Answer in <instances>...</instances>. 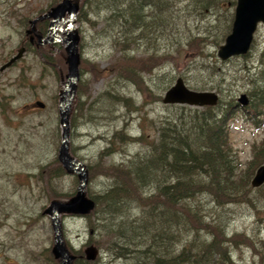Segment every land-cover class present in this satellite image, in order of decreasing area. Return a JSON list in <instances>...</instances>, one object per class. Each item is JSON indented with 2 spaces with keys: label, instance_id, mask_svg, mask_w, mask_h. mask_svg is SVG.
Returning a JSON list of instances; mask_svg holds the SVG:
<instances>
[{
  "label": "rangeland",
  "instance_id": "1",
  "mask_svg": "<svg viewBox=\"0 0 264 264\" xmlns=\"http://www.w3.org/2000/svg\"><path fill=\"white\" fill-rule=\"evenodd\" d=\"M62 1L0 0V66L19 49L26 22ZM70 1L79 4L74 28L81 63L71 105L69 153L87 168L86 196L101 198L94 200L92 215L60 216L67 248L76 259L85 260L83 250L95 246L98 256L88 264H152L161 253L164 228L158 219L154 224L142 219L145 201L135 195L137 191L114 212L113 221L122 226V219L127 218V227L134 222V226L151 228L149 232L137 230L140 236L136 238L116 234V228L109 234L103 221L106 208L99 203H104L114 182L105 173L108 168L141 156L152 140L156 144L166 121L184 124L194 115L201 116L203 107L162 103L165 92L180 78L191 90L215 92L219 104L214 112L224 110L233 100L235 119L228 121V128L237 161V196L226 204L202 195L203 228L195 225L188 231L183 227L179 237L172 233L171 256L193 237L209 242L213 235L206 226L216 219L227 252L225 264H264V184L259 188L250 185L256 169L264 165V104L252 109L255 99L250 97L264 93V24L257 26L246 55L221 61L217 51L231 32L236 0H215L204 12L197 0H169L163 36L131 31L128 22L119 33L105 29L107 10L96 5L90 8L88 0ZM144 16L147 26L153 23L161 28L158 19H150V8H145ZM49 20L38 25L39 31L44 29L45 38L55 37L59 42L46 43L39 50L29 48L0 73V264H59L51 254L50 218L42 213L53 200L68 201L78 185L77 178L66 174L57 159L61 142L58 94L67 65L64 33H53ZM118 36L129 40L114 46ZM241 94L249 100L246 107L236 102ZM36 101L43 102L44 109L28 108ZM106 149L109 155L103 153Z\"/></svg>",
  "mask_w": 264,
  "mask_h": 264
},
{
  "label": "trees",
  "instance_id": "2",
  "mask_svg": "<svg viewBox=\"0 0 264 264\" xmlns=\"http://www.w3.org/2000/svg\"><path fill=\"white\" fill-rule=\"evenodd\" d=\"M88 2L90 8L96 5L108 11L109 15L104 19L105 29L110 27V30H117L119 33L128 22L131 31L139 30L143 33H152L153 36L156 33L163 36L166 30L165 15L169 0H88ZM196 4L200 6V12H204L215 4V0H197ZM145 8H150V19H158L161 28L156 29L153 23L149 26L145 24L147 19L144 16ZM128 40L118 36L113 39V44L119 47L120 42L125 44ZM250 97L255 99L252 109L264 104V93L261 96L251 93ZM232 102L233 100L228 102L224 110L214 112L218 108V100L215 106L203 107L204 111L200 117L194 115L184 124L166 121V127L160 128L156 144L152 140L141 156L131 157L124 164L112 166L105 172L113 176L114 181L107 191L104 203H99L106 208L103 210L104 216L106 215L103 221L104 227L110 228L109 234L112 231L114 233L116 228V234L136 238L140 236L136 233L137 230L151 231L147 225L134 226V222L127 227L125 225L127 218L122 219V226L113 224L116 216L114 212L120 210V206L125 204L124 201L133 191H137L138 194L135 195H139L145 201L141 205L142 219L152 220V224L155 223L154 219H158L161 228H164L161 230L162 250L157 258L152 260V264H225L227 260L226 249L221 245L222 231L217 227L216 219L212 220L211 225L206 226L213 235L209 242L193 237L188 245L181 248L173 257L170 242L171 234L178 235L183 227L188 231L191 229L190 226L195 228L197 225V228H203V204L200 202L202 195L226 204L232 203L237 196L234 187L237 161L230 144L228 128V121L235 119ZM180 125L181 129H178ZM103 153L110 154L107 149ZM146 189L148 192H145ZM100 198L92 200L99 201ZM156 201L160 202V205L157 206ZM94 203L95 207L89 215L94 214L96 210V202ZM173 227L176 231L172 230ZM177 237L175 238L178 239ZM120 252L121 249H118L117 254ZM75 261L81 264L85 260L75 257L73 264ZM86 262L83 263L88 264Z\"/></svg>",
  "mask_w": 264,
  "mask_h": 264
},
{
  "label": "water",
  "instance_id": "3",
  "mask_svg": "<svg viewBox=\"0 0 264 264\" xmlns=\"http://www.w3.org/2000/svg\"><path fill=\"white\" fill-rule=\"evenodd\" d=\"M77 3L70 0H63L62 3L51 8L46 14L30 21V27L26 31L28 34L36 31L35 25L39 20L51 19L50 29L52 32L56 29V25L60 24L58 29L64 33L65 38L64 51L66 53L65 64L67 65V74L65 75V83L63 89L58 94V115L59 125L61 128V142L57 152V159L62 168L68 175L77 178V189L73 197L66 202L51 201L48 207L43 211V215L50 218V225L53 232V246L51 254L59 264H73L74 255L70 254L63 238L61 215L87 216L95 207L92 199L86 196V185L88 182V171L84 164L73 158L69 153V121L71 114V105L76 93V86L79 80V65L81 57L78 52L79 37L74 28L75 17L78 11ZM65 14L67 18L65 19ZM259 24H264V0H236L234 9V19L230 34L226 37L224 43L217 51V57L221 61H226L231 57L245 55L251 46L253 35ZM37 37V46L43 43L59 42V39L44 42L40 35ZM25 53V49L21 46L16 54L5 64L0 67L3 71L20 58ZM218 102V95L213 91H194L187 88L182 79L178 78L174 85L170 87L162 98L164 105H188L192 107L215 106ZM240 107H246L249 103L245 94H241L237 98ZM45 104L36 101L28 108L44 109ZM264 184V165L258 167L250 181L253 188H258ZM84 258L88 262H94L98 256V249L89 245L84 250Z\"/></svg>",
  "mask_w": 264,
  "mask_h": 264
},
{
  "label": "flooded vegetation",
  "instance_id": "4",
  "mask_svg": "<svg viewBox=\"0 0 264 264\" xmlns=\"http://www.w3.org/2000/svg\"><path fill=\"white\" fill-rule=\"evenodd\" d=\"M51 9V8H50ZM47 12V11H46ZM40 15H38L37 17H39ZM76 16H77V14H76ZM37 17H35V18H37ZM34 18V19H35ZM31 20H33V19H31ZM31 20H29V21H27L26 23H28V27H27V29L26 28H24L25 30H24V38L22 39V41H20L19 42V47H21V46H23V48L25 49V53H27L28 51V49L29 48H36V49H41V46H43V45H45L46 43H43V45H40V46H37V37H36V35H40L41 37H42V39H43V41L45 42L47 39H48V37H44L43 36V33H44V29L43 30H40L39 31V28H38V25L39 24H41L43 21H45V20H49V19H43V20H40V21H38L37 23H36V25H35V28H36V31L34 32V33H30V34H28L26 31L29 29V27H30V21ZM50 21V20H49ZM49 24H50V22H49ZM44 27V26H43ZM48 28H49V26H48ZM45 34V33H44ZM47 35V34H46ZM65 38V36L62 38L61 37V39H64ZM52 40H54L53 38H52ZM18 47V48H19ZM24 53V54H25ZM11 58V57H10ZM9 60V59H8ZM6 63V62H5ZM1 67V66H0ZM7 69H5V70H3V71H0V73H3V72H5Z\"/></svg>",
  "mask_w": 264,
  "mask_h": 264
},
{
  "label": "bare ground",
  "instance_id": "5",
  "mask_svg": "<svg viewBox=\"0 0 264 264\" xmlns=\"http://www.w3.org/2000/svg\"><path fill=\"white\" fill-rule=\"evenodd\" d=\"M51 20V19H50ZM40 21V20H39ZM60 28V24H58V25H56V29L55 30H58ZM55 30H54V32H55ZM59 31V30H58ZM53 32V33H54ZM60 32V31H59ZM20 48V47H19ZM13 57V56H12ZM69 250V249H68ZM70 252V251H69ZM75 257V256H74ZM75 259V258H74Z\"/></svg>",
  "mask_w": 264,
  "mask_h": 264
}]
</instances>
